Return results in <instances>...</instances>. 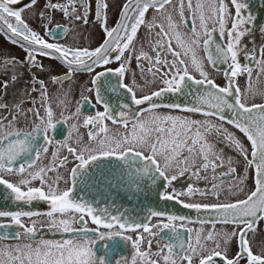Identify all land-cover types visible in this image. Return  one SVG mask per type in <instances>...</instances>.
Wrapping results in <instances>:
<instances>
[{"label":"snow or ice","instance_id":"1","mask_svg":"<svg viewBox=\"0 0 264 264\" xmlns=\"http://www.w3.org/2000/svg\"><path fill=\"white\" fill-rule=\"evenodd\" d=\"M20 5L21 0H0V32L26 53L24 62L0 55V72H11L2 86L7 88L9 81L18 79V64L40 72H54V68L49 69L38 59L50 58L65 68L63 76L51 75L55 84L62 85L76 73L93 74L91 87L84 89L89 95L82 92L77 104L89 103L102 110L82 116V109L77 106L69 112L71 89L61 87L50 94L46 81L33 75V84L39 87H32V92L39 93V108L33 98V106L27 109L32 114L30 130L17 127L18 118L12 115L13 111L23 115L22 100L11 106L7 125L4 120L8 117L0 119V186L7 190L5 198L17 205L40 202L50 206L43 213L0 210V264H113L122 244L131 246L130 261L121 256L114 264H218V258L219 264H264V229L260 227L264 223V102H255L258 97L264 100V88L258 87L259 76L264 74V46L259 50V59L255 49L240 47L242 39L253 30L248 25L255 20L253 15L244 14L247 3L231 0L235 10L232 15L225 0H195L194 5L192 0H179L175 6L180 17L177 23L169 11L173 0H125L112 27L108 25L107 0H95L94 13L92 0H46L43 8H39V0H27ZM186 8L192 15L191 27L186 22ZM149 9L156 12L150 21L146 20ZM25 12L40 21L42 33L26 21ZM56 12L72 25V43L61 42L70 34L68 27L51 26ZM90 15H94L104 34L103 41L95 47L75 42L80 39L75 31L78 23L87 25ZM141 26L148 30V50L143 44L136 46ZM182 26L187 30L181 31ZM217 30L221 38H226L225 43L213 40V32ZM259 31L264 34V25ZM201 47L207 63L214 69L227 65L223 69L224 86L218 85L205 69L204 58L198 54ZM241 56L259 69L257 82L252 79L251 64H242ZM133 59L135 68L131 66ZM114 61L118 66L108 67ZM98 68L103 70L97 71ZM108 74L115 76L117 83H111ZM138 76L143 84L138 82ZM243 76H247L244 88L239 86V78ZM121 89L130 103L125 102L119 111H114L104 93ZM169 96H191V99L187 103L166 101ZM54 97L55 107L60 110L59 119L53 107ZM4 107L9 106L0 104V108ZM173 111L190 115H173ZM195 114L203 119L191 118ZM81 117L83 127L90 128L87 142L79 135ZM69 121L73 123L62 140L49 135L50 131L63 135V126ZM106 121L123 131L112 134ZM225 122L242 133L249 146L223 127ZM209 135H214L240 159H226L224 149L210 142ZM53 145L51 161L41 166ZM62 149L78 161L68 173L73 184L78 177L81 184L98 181L131 197L143 190L145 178L152 185L164 181L171 187L174 181L190 174L196 181H210L211 188L188 183L186 190L173 187L171 192L160 193L162 201H174L194 211L195 221L185 215L153 209H148L144 221L122 213L113 215L107 209L98 213L92 204L74 199L71 187L60 188L64 177L59 168L68 161V156L60 157ZM112 157L125 167L109 169L106 175L101 170L104 168L101 158ZM92 162H97L100 168L95 177L82 171ZM241 162L245 175L237 176ZM249 169H254V188L246 190ZM37 181L38 185L33 183ZM197 195L214 197L215 202L183 199ZM42 215L47 217V231L73 235L60 240L36 239L40 222L33 218ZM24 218L31 221L30 225H25ZM89 219L94 228L89 227ZM153 219L157 220L155 224L151 223ZM188 223H199L201 227H187ZM206 224L211 225L207 231ZM12 225L20 230L10 237L7 229ZM128 233H134L135 238ZM145 234L148 247L142 250ZM9 237L16 242H2ZM98 242H102V255L95 250ZM153 243L157 251L152 250Z\"/></svg>","mask_w":264,"mask_h":264},{"label":"flooded vegetation","instance_id":"2","mask_svg":"<svg viewBox=\"0 0 264 264\" xmlns=\"http://www.w3.org/2000/svg\"><path fill=\"white\" fill-rule=\"evenodd\" d=\"M27 2V0H21V5ZM109 4V9L107 12L108 15V25L109 27H112L115 25L116 21L119 19V10L122 4L125 2V0H107ZM193 5L195 4V0H192ZM245 3H247L248 8L245 11V15L251 14L255 17L254 23L252 25H248V27L252 28L253 30L250 32L249 35L244 37L242 39L241 43V48H247L249 50L255 49L257 52V57L256 59H259V50L262 46H264V34H261L259 31L260 26L264 25V0H244ZM44 3H46V0H39V8H43ZM179 0H173V5L169 6V11L173 14L175 20L177 23H180V17L178 14V9L175 7L178 5ZM225 3L228 4L229 11L232 15H234V7L231 5V0H225ZM92 9L93 13L95 11V0H92ZM187 13V24L189 27H191V21H192V15L191 13L187 12V8L185 9ZM25 19L28 23L32 25L35 29L38 31L43 32V29L40 27V21L36 18L33 17L32 13L30 12H25ZM156 15V12L154 9H149V11L146 13V20H152L153 16ZM56 24H61L62 26L68 27L70 29V34L68 36H65L62 38L61 42H67V43H72L71 39V28L72 25H69L68 21L66 18L62 16L61 13L56 12L54 14V19L52 21V27ZM230 27V22L229 25ZM209 27H211V24H209ZM181 31H186L187 29H184L183 26L180 29ZM75 31L80 34V39L76 40L75 42L82 45V46H91L95 47L98 46L99 43H101L104 39V34L102 29L99 27V25L95 22L94 20V15H90L89 17V23L87 25H84L83 22L78 23V27H76ZM226 38H221L219 35V31L213 32V40L218 43H225ZM141 44H143L145 50H148L149 48V42H148V30L146 26H141V28L138 31L137 35V40H136V46L139 47ZM173 45L175 47V41H173ZM212 51H215L214 45L212 46ZM199 56L201 58H204V63H205V69L209 71L210 77L215 80V82L220 85L224 86L226 84L225 78L223 76V69L227 68V65H219L217 69H214L211 65L207 63V60L205 58V54L203 51V48L201 47L199 50ZM0 55H10L11 57H15L18 62H24L25 61V56L26 53L25 51L19 46V45H13L8 37L3 33L0 32ZM171 57H169L170 59ZM43 64L47 65L49 69L54 68V72H40L39 69L30 67V66H23V64H18L16 68V72L18 74V79L14 82L9 81L8 87L4 88L3 82L5 79L9 78L11 75V72H0V104H5L8 105L9 107H4L0 108V119H3L4 117H8V120H4L5 125L8 124L9 120H11V116L9 115L10 108L12 105L16 104L17 102H20L21 100L23 101L21 103V112L23 115L20 113H17L15 111L12 112L13 116H16L18 118L17 122V127L23 128L25 130H30L31 128V122H32V114L27 112V109L29 107H32V99L34 98L37 103L36 107L39 108V93H33L32 92V87L38 88V85H34L32 81L33 75L38 77L39 79H44L47 84V88L50 94L52 93H57V91L63 87L65 90L71 89V95L69 96V112L75 111L77 106H80L82 109V116L83 115H92L95 113L97 110H102L99 106L93 107L89 103H85L83 105H78L77 101L80 99V95L83 92L84 95H89V93L85 92L84 89L91 87V77L93 74L86 73V72H81V73H76L72 76V78L68 81H64L63 84H55L51 81L50 77L51 75H60L63 76L65 68L60 65L58 62L53 61L50 58H38ZM241 63H250L252 68H253V81L257 82V73L259 72V69L256 67L254 63H251L250 61H245L243 56L240 57ZM2 63V61H0ZM118 64L114 61L113 64L109 65L108 67H117ZM131 66L135 68L136 66V61L135 59L132 60ZM103 70L102 68H98L97 71ZM138 71V70H137ZM111 83L115 84L117 83V78L113 76L112 74H108ZM197 78H199L198 73L196 74ZM137 80L140 84H143V80H140L139 76L137 77ZM129 83H131V78L129 77L128 80ZM159 84L156 85L158 87ZM239 86L244 88L247 86V76H243L239 78ZM258 87L264 88V74H261L258 79ZM152 90H155V87H153ZM147 91V89L145 90ZM105 96L108 99L109 103L112 105L114 111H119L120 106L127 102L130 103L129 98L124 95V90H120L119 92H108L105 91ZM141 93L138 92V95ZM185 98L184 96H182ZM60 98H63L62 96ZM172 96H169L166 98L167 100H172ZM187 99V100H186ZM183 102L187 103L190 99L191 96H188ZM179 102V101H178ZM255 102H264L261 98H256ZM53 107L57 113V118L59 119V109L55 107V97L53 99ZM133 109H136V106H132ZM162 112H167L168 110L166 109H161ZM171 114L173 115H190L187 113H182L179 111H173ZM230 115V114H229ZM191 118L194 119H203V117L199 114L192 115ZM216 123H221L219 121H215ZM73 123V121H69L68 124H65L63 126L64 132L63 135L61 132L55 133V132H49L50 136H55V139L57 140H62L66 135H67V128L69 124ZM80 127H79V135L84 139L85 142H87V133L90 130V128H85L82 125V117L81 120L79 121ZM108 124L109 128L111 129V133L115 134L116 132H122L123 129L120 126L113 125L110 121H106ZM223 127L228 128L230 131H233L237 137L241 139V141L246 145H248V142L246 140V137L243 136L242 133H239L238 130L232 128L231 125H228L226 122L223 124ZM209 141L212 143H215L217 145V148H223L224 149V155L225 158L227 159L228 157H232L233 159L239 160L240 158L238 155L230 148L226 147L223 143L218 141L214 135H209ZM41 143H43L41 141ZM55 151V146H50L49 153L46 154L43 158V161L41 163V166L43 164H47L49 161H51L52 156L51 152ZM63 156H68V161L67 163L59 168V173L64 177V180L60 182V188L65 189L68 187H71L73 189L72 192V197L78 201L81 202H87L92 204V206L99 211L102 209L98 208L99 206V201H101L102 206L105 203H108L110 200H115L118 204V202L122 203L124 201L126 202H132L133 205H135V202H140L141 197H146L145 199H148L149 201H156L159 204L162 205V207L158 210H163L167 211L168 213H173L177 215H185L187 217H191L193 221L196 220V213L194 211L188 210L183 208V206L177 202L174 201H167L164 202L160 199V193L167 190L171 192L172 188L174 187L177 190H186V186L188 183H194L195 186L200 187L202 189L208 188L210 190L211 188V183L210 181H205V180H199L196 181L194 177H191L189 175H185L184 177L179 178L177 181H174L171 187L166 186V182L164 181H157L155 185H152L151 182L145 178L142 184L143 190L139 193H136L129 197L128 193L122 192L117 188H112L105 186L104 184L97 182H92V181H86L84 184H81L79 182V177L78 180L75 184L69 180L68 173L72 167H75L78 164V161H75L74 157L69 155L66 151V149H62L60 152V157L62 158ZM103 161V164L101 165L104 167L101 169L106 175L108 174V170L112 169L115 170L116 168H123L125 167L123 165V162L118 161L115 157L112 158H101ZM59 163V161H57ZM244 167L243 163H240V166L238 167V172L237 176L240 175H245L244 173ZM226 170V169H225ZM87 173L88 176L95 177V175L100 174V168L97 167V162H92L90 165L82 170ZM248 179L246 181V190L254 188V169H249L248 172L246 173ZM209 176H211V171L209 170ZM226 181L228 178H224ZM67 181V182H65ZM230 182V181H228ZM228 182H226L223 185V188L226 190L228 187ZM34 184L38 185L37 182H33ZM77 187L81 188V192L76 191ZM6 189H4L3 186H0V210H32V211H40V212H46L47 210H50V206L47 205L46 203H40V202H33L31 206L28 205H17L14 204L10 198H5L6 195ZM99 192L100 195H97ZM148 196V197H147ZM240 198H243L242 196ZM185 202H215V198L211 196H205L201 197L199 195L195 197H183ZM122 201V202H121ZM135 209V208H134ZM134 214V212L132 213ZM33 219H37L40 223L37 224L38 228V235L36 239H39L40 237H43L44 239H50V240H60V239H66L70 238L73 234H63L61 235L60 233L56 232H49L47 231V217L46 216H40V217H34ZM4 222H7L5 219ZM25 225H30L31 221H29L27 218H24ZM157 222L156 219H153L151 223L155 224ZM43 225V226H42ZM187 227L191 228H199L201 227L199 223H188L186 225ZM78 227V226H76ZM89 227L94 228L95 225L91 224V221L89 219ZM222 227L221 225H217V228ZM260 227L264 229V223L260 224ZM205 230L207 231L208 229L211 228V225H204ZM20 229L18 226H10L9 229H7V232L11 235H14L16 231H19ZM231 230V228H229ZM129 235H133V238H135L134 233H128ZM164 235H167V230H164ZM146 239L145 242L142 244V250H146L148 245H147V234H145ZM5 239L2 241L3 243H15L16 241L11 238ZM158 239V238H154ZM102 242H98L96 245L95 250L97 251L98 255L103 254V249L101 247ZM235 248V244H233V249ZM152 250L157 251L156 244L153 243L152 245ZM131 246L130 244L127 246H124L123 244L121 247L117 249V255L113 257V264L116 259L119 257H127L130 261V256H131ZM218 264H219V258H218Z\"/></svg>","mask_w":264,"mask_h":264},{"label":"water","instance_id":"3","mask_svg":"<svg viewBox=\"0 0 264 264\" xmlns=\"http://www.w3.org/2000/svg\"><path fill=\"white\" fill-rule=\"evenodd\" d=\"M187 97L183 98L182 96L177 98L172 96V100H176V101H184ZM187 100V99H186ZM77 192H81V188L77 187L76 189ZM97 195H100L99 192L97 193ZM148 197V196H147ZM146 197H141V201L140 202H135L133 205L132 202H117L115 200H110L108 203L103 204L101 201H99V206L98 208L102 209H107V211L113 215H117V214H124L126 217H131L136 219L137 221H144V218L146 217L147 213H148V209H153V210H159L162 205L159 204L156 201H149L148 199H145ZM135 208V209H134ZM134 212V214H132Z\"/></svg>","mask_w":264,"mask_h":264}]
</instances>
